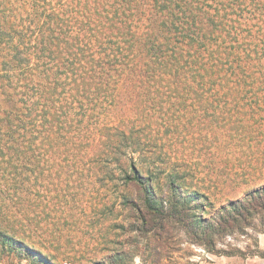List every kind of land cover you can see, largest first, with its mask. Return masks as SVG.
Masks as SVG:
<instances>
[{"label": "trees", "instance_id": "16d2710c", "mask_svg": "<svg viewBox=\"0 0 264 264\" xmlns=\"http://www.w3.org/2000/svg\"><path fill=\"white\" fill-rule=\"evenodd\" d=\"M175 157L182 178L210 174L184 184L182 205H220L182 217L188 233L213 249L264 233V0H0V220L115 181L154 233L152 180L178 186ZM104 198L89 199L94 216Z\"/></svg>", "mask_w": 264, "mask_h": 264}, {"label": "rangeland", "instance_id": "374dc122", "mask_svg": "<svg viewBox=\"0 0 264 264\" xmlns=\"http://www.w3.org/2000/svg\"><path fill=\"white\" fill-rule=\"evenodd\" d=\"M196 119H201V116L195 115V126ZM186 126L187 120L182 117V130ZM164 144L166 150H172L169 141H164ZM176 145L178 157H182V143ZM191 152L190 147L183 150V153ZM177 158L170 161L169 169L178 173V186L170 189L167 179L152 180L156 194L154 205L162 213L156 222L163 224L162 230L154 233L140 230L138 212L122 203L117 195L123 190L119 183L106 181L103 185L93 182L90 187L94 186L96 192L93 188L84 191V196L61 211L45 209L41 203L32 211L28 206L26 215L29 216L36 215L40 209L46 211L42 219L35 217L38 223L26 219L22 211L13 216L15 219L10 216L5 221L0 220V264H52V257L59 264H264V256L257 254L264 252V233L251 227L246 228L244 233L234 232L219 238L215 249L204 246L185 230L182 217L187 219L186 215L195 217L202 214L203 204L206 206L203 217H210L220 205L216 201L209 203L204 197L189 199L182 205L185 203L182 193L187 196L192 194L191 188H186L184 184L196 180L208 184L205 178H209L210 174L185 175L182 178V165L177 166L182 159ZM171 162L176 167H171ZM84 182L90 184L87 179ZM96 195L97 200L106 197L104 200L108 199L110 207L94 216L89 199ZM22 198L28 199V196ZM4 201L11 203L13 199L4 198ZM183 207L186 209L183 210ZM217 249L229 252L220 253ZM252 252L256 254H250Z\"/></svg>", "mask_w": 264, "mask_h": 264}]
</instances>
